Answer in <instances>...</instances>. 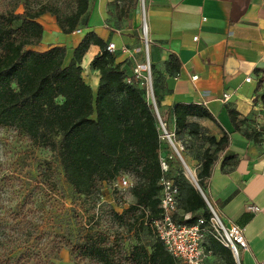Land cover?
I'll list each match as a JSON object with an SVG mask.
<instances>
[{
	"label": "trees",
	"instance_id": "16d2710c",
	"mask_svg": "<svg viewBox=\"0 0 264 264\" xmlns=\"http://www.w3.org/2000/svg\"><path fill=\"white\" fill-rule=\"evenodd\" d=\"M73 1V5L68 0L61 7L54 0H37L33 7L28 0H18L10 10L0 11V126L25 133L34 145H49L59 150L65 178L79 195L99 193L104 183L114 182L128 172L133 174L134 186L130 191L134 203L123 212L113 210L122 224L132 228L142 218L155 233L150 220L162 213L163 175L178 184L180 208L184 206L185 212L191 214L187 219L179 216L176 219L197 223L200 219L197 214L202 212L209 222L213 212L207 200L193 183L177 176L179 164L169 159L168 171L162 169L161 156L168 147L161 140L155 105L145 96L146 85L128 82L132 74L108 50L109 43L89 29L91 0ZM120 1L125 5L117 9L119 18L138 5V0ZM20 4L24 6L23 12L17 11ZM46 13L56 18L66 35L78 29H81L79 33L83 32L80 42L71 47V55L67 45H54L44 51L33 48L42 41L44 26L39 18ZM92 44L101 48L92 61V67L101 73L96 94L86 82L82 66ZM168 66L170 74H174L181 64L172 55ZM161 79L162 76L153 73L155 102L159 108ZM173 112L180 134H199L200 130L190 125V116L211 118L223 129L221 138L210 137L215 150L209 148L200 157L202 164L197 179L205 191L215 154L229 146V133L201 104L179 103ZM229 114L237 124L238 111L229 108ZM49 172V167L42 169V179L46 175L51 180L53 173ZM32 194L25 186L13 191L0 190V264H56L63 247L100 264H177L156 233L158 239L151 249L136 243L124 258L120 246L106 233L92 229L75 238L51 232L48 236L53 237V245L49 247L43 241L48 232L45 223L36 221L33 215L34 210H39L35 209L39 198ZM208 245L225 264H238L230 248L212 237Z\"/></svg>",
	"mask_w": 264,
	"mask_h": 264
},
{
	"label": "crops",
	"instance_id": "0c3cea01",
	"mask_svg": "<svg viewBox=\"0 0 264 264\" xmlns=\"http://www.w3.org/2000/svg\"><path fill=\"white\" fill-rule=\"evenodd\" d=\"M124 5L120 0H91L89 29L115 43L116 60L126 72L133 74L138 64H147L152 79L153 73L163 77L158 116H163L176 143L185 146V161L196 174L203 153L216 148L210 137L221 138L223 129L211 118L190 116L189 123L199 134H180L175 105L207 107L229 133V146L215 154L204 193L228 224L244 229L248 249L235 256L237 263L264 264V0H138L132 12L119 18L117 9ZM141 9L148 27L147 51L139 32ZM39 21L44 34L33 48L67 45L71 55L83 32L66 35L50 13ZM100 51L92 44L82 62L83 76L95 94L101 73L92 61ZM172 55L181 64L174 74L168 66ZM229 108L238 111L237 124ZM170 154L168 148L163 150V156ZM251 204L259 211H251Z\"/></svg>",
	"mask_w": 264,
	"mask_h": 264
},
{
	"label": "rangeland",
	"instance_id": "374dc122",
	"mask_svg": "<svg viewBox=\"0 0 264 264\" xmlns=\"http://www.w3.org/2000/svg\"><path fill=\"white\" fill-rule=\"evenodd\" d=\"M17 1L0 0V11L10 10ZM23 1L27 0H20V2ZM28 1L33 7L37 5V0ZM54 1L61 7H65V3L68 0ZM69 1L73 5L74 1ZM23 10L24 6L20 4L17 7V11L23 12ZM141 19L139 32L143 36V43L147 51L143 9H141ZM144 90L146 98L153 102L155 92H152L147 87ZM163 141L174 155L173 159L179 164L180 168L177 176H183L185 181L196 184L198 180L197 174L185 161L186 150L180 151L181 154H179L168 139ZM174 142L176 143L175 138ZM187 166L192 170L194 178L189 173ZM47 167L53 173L51 180H47L46 175L42 179V175H40L41 170ZM126 174H129L133 179V174L129 172ZM175 174H172V176ZM22 186L28 188L33 193V196L39 198L38 203L35 204V209L39 210H34L33 215L36 217V221L45 223L44 229L48 232L43 241L49 247L53 245V237L50 238L48 236L51 232L75 238L80 233L92 229L106 233L112 242L120 246L121 254L124 258L136 243H143L151 249L158 239L151 227L142 218L132 228L129 225L122 224L115 218L113 210L123 212L134 203L135 199L130 190H121L114 185V182H111L104 183L99 193L89 196L79 195L74 192L72 186L65 178L59 150H54L49 145H34L25 133L18 131L14 127L0 126V190H19ZM185 211V207L182 206L178 216L186 219L191 217V214H187ZM197 215L199 218L204 217L202 212ZM56 241H58V238H56ZM55 263L100 264L73 254L67 247L61 249L58 258L55 259ZM225 263V260L217 255L209 264ZM125 264L130 263L125 262Z\"/></svg>",
	"mask_w": 264,
	"mask_h": 264
},
{
	"label": "built area",
	"instance_id": "2783aa9c",
	"mask_svg": "<svg viewBox=\"0 0 264 264\" xmlns=\"http://www.w3.org/2000/svg\"><path fill=\"white\" fill-rule=\"evenodd\" d=\"M77 31L80 32L81 29ZM145 40L148 45V32H146ZM108 50L116 52L115 43H109ZM251 79L250 76L247 77V81H251ZM127 80L128 82H141L152 92L154 91L151 69L147 64H138ZM224 97L228 98L229 94L226 93ZM159 123L161 140L168 139L177 152L181 154L180 151L184 150L185 146L174 142V133L168 131L167 123L163 121L160 115ZM173 158V154L161 156L164 172L169 169L168 160ZM160 184L162 186L160 204L162 213L160 217L150 220V224L167 250L176 258L177 264H206L214 256L213 249L208 245L210 237L230 248L236 257H239L240 250L248 249L244 229L238 225L228 224L207 198L209 207L213 212V217L209 222L204 217L193 224L178 221L176 218L180 210V188L174 179L166 175H163ZM114 185L121 190H131L134 186V180L126 174L118 177L114 181ZM249 209L254 212L259 211V207L254 204L249 205Z\"/></svg>",
	"mask_w": 264,
	"mask_h": 264
},
{
	"label": "water",
	"instance_id": "95a60500",
	"mask_svg": "<svg viewBox=\"0 0 264 264\" xmlns=\"http://www.w3.org/2000/svg\"><path fill=\"white\" fill-rule=\"evenodd\" d=\"M153 103H154V105H155V109L157 110V105H156V103H155V98H154V101H153ZM200 191H201V193L203 194V196L205 197V199L207 198L206 197V195H205V193H204V191L202 190V188L200 187V185H199V183H198V181H196V184H194ZM207 200V199H206ZM208 202V201H207Z\"/></svg>",
	"mask_w": 264,
	"mask_h": 264
},
{
	"label": "bare ground",
	"instance_id": "6f19581e",
	"mask_svg": "<svg viewBox=\"0 0 264 264\" xmlns=\"http://www.w3.org/2000/svg\"><path fill=\"white\" fill-rule=\"evenodd\" d=\"M145 32H148V27H147L146 23H145ZM188 171H189V173H191L192 177L194 178V174H193L192 170L189 167H188Z\"/></svg>",
	"mask_w": 264,
	"mask_h": 264
}]
</instances>
